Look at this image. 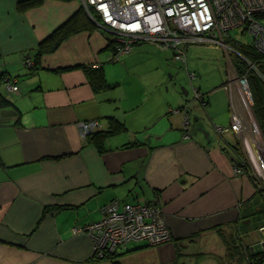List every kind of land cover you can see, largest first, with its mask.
I'll list each match as a JSON object with an SVG mask.
<instances>
[{"label": "crops", "instance_id": "1", "mask_svg": "<svg viewBox=\"0 0 264 264\" xmlns=\"http://www.w3.org/2000/svg\"><path fill=\"white\" fill-rule=\"evenodd\" d=\"M19 1L0 0V72L19 87L0 86V264H250L264 245V198L251 174L234 170L239 135L215 130L233 113L256 120L240 70L232 64L223 84L196 87L203 101L195 88L153 93L132 67L149 59L173 80L169 49L137 44L122 59L127 80H117L105 30L81 0ZM28 59L38 60L36 71ZM130 79L135 93H114ZM110 117L123 132L102 143L82 135L84 122L107 130ZM114 200L157 204L172 240L131 241L97 259L82 229Z\"/></svg>", "mask_w": 264, "mask_h": 264}, {"label": "built area", "instance_id": "2", "mask_svg": "<svg viewBox=\"0 0 264 264\" xmlns=\"http://www.w3.org/2000/svg\"><path fill=\"white\" fill-rule=\"evenodd\" d=\"M81 3L88 15L105 30L113 60L131 53L137 44L149 42L162 49H172L174 59L188 69L187 50L191 45L222 46L235 56L236 50L227 42L234 30H240L249 38V45L264 55V0H81ZM26 64L32 66L33 62L28 59ZM234 74L243 94L253 103L246 74H240V77L236 71ZM194 76V73L189 74L190 79ZM4 84L10 91L19 90L15 79L7 78ZM195 93V97L203 101V94L198 90ZM231 119L229 127L216 125L215 130L220 136L228 131L239 135L244 142L248 165L235 163L234 170L246 173V168H250L261 187L264 185L261 129L253 119L255 136H262L258 142L260 139L248 138L249 125L237 113H233ZM190 124L187 119L185 128L189 129ZM98 128L99 121L90 120L82 124L81 132L87 136ZM249 141L256 150L255 158ZM82 230L91 238L95 256L101 259L116 256L131 241H146L156 246L172 240L162 209L146 202L114 200L104 207L102 219ZM259 230L264 242V225Z\"/></svg>", "mask_w": 264, "mask_h": 264}, {"label": "rangeland", "instance_id": "3", "mask_svg": "<svg viewBox=\"0 0 264 264\" xmlns=\"http://www.w3.org/2000/svg\"><path fill=\"white\" fill-rule=\"evenodd\" d=\"M233 39L241 42H246L249 44V38L245 36L240 30L232 31ZM153 44V43H152ZM155 45V44H154ZM170 60L174 61L178 70L173 73L175 79L171 80L169 77L170 72L167 71L165 67L157 68V65H152L149 59L137 61V65L133 66V73H136V76L145 75V83H147V88L153 93H158L161 90H165L166 93H171L173 89L174 93H179L180 90L184 89L189 91L188 93H193L194 88L201 86L203 90L206 86L211 84H223L228 80V71L232 65V72H234V63L229 61L227 54L231 59H234V56L231 54V51H228L222 46L215 45H205V44H196L191 45L187 50L188 57V66L189 70L183 67L180 61L174 59V53L172 49H169ZM130 53V52H129ZM129 53L120 55L116 58V63L113 66H109V73L111 76L117 80H127L126 69L124 65H121L122 59L129 55ZM132 53V52H131ZM227 53V54H226ZM138 57V56H137ZM141 58V57H138ZM168 66L171 65L170 61L166 63ZM132 72V71H131ZM194 73V77L190 79L189 74ZM161 74V75H160ZM160 76L162 81H153V77ZM166 76L167 80L163 79V76ZM124 76H126L124 78ZM154 78V79H155ZM121 82V81H120ZM164 87V89H162ZM135 85L132 79L121 83L117 88L114 89V93H135ZM250 128L249 139L255 138L257 141L262 138L261 134L256 137L252 129V122H248ZM261 142V139L260 141ZM240 145L242 147L243 155L247 158V152L244 146V142L240 139ZM252 166V164H251ZM253 167V166H252Z\"/></svg>", "mask_w": 264, "mask_h": 264}, {"label": "trees", "instance_id": "4", "mask_svg": "<svg viewBox=\"0 0 264 264\" xmlns=\"http://www.w3.org/2000/svg\"><path fill=\"white\" fill-rule=\"evenodd\" d=\"M20 6H31L33 5L36 0H20ZM83 8V7H82ZM84 9V8H83ZM45 41V40H44ZM228 44L232 46L236 53L234 56L233 62L235 66L240 70V74H246L248 84L250 86V89L252 91V97H253V105L252 110L254 112L255 118L260 126V129L262 131V134L264 136V55L262 53H259L255 49H253L249 44L237 41L235 39L228 38L227 39ZM58 43V41H56ZM40 48L46 47V43H41ZM110 50L112 51V47L109 45ZM240 55H242L244 58H242ZM251 64H254L253 67H249ZM28 66V65H27ZM29 68L32 71H36L38 66V60L35 59L34 64L32 66H29ZM12 77L6 76L4 72H0V86L4 84L5 80ZM14 79V78H12ZM94 86L97 88L100 85H104V81H95ZM125 129L124 125L116 118L110 117L109 118V128L107 130H98L96 132H93L91 136H93L95 139L98 140V143L104 142V139L111 135H115L118 133L123 132ZM238 146H240L238 144ZM238 156L240 157V161L238 160V164H244L247 166V159L243 155V153L238 152ZM246 173L251 174L253 176L257 192L260 193L261 196L264 198V185L260 187L258 183V179L253 175L250 168H246ZM96 257V256H95ZM115 257V256H114ZM109 258V259H113ZM99 259L98 257H96ZM264 263V245L260 246L258 249L254 250L252 259L250 260V264H263Z\"/></svg>", "mask_w": 264, "mask_h": 264}, {"label": "water", "instance_id": "5", "mask_svg": "<svg viewBox=\"0 0 264 264\" xmlns=\"http://www.w3.org/2000/svg\"><path fill=\"white\" fill-rule=\"evenodd\" d=\"M186 113H188L187 115H189V111H188V110H186ZM199 129H201V130H202L204 133H206L207 135H210V131H209V130H206L205 125L202 126V127L199 128Z\"/></svg>", "mask_w": 264, "mask_h": 264}, {"label": "flooded vegetation", "instance_id": "6", "mask_svg": "<svg viewBox=\"0 0 264 264\" xmlns=\"http://www.w3.org/2000/svg\"><path fill=\"white\" fill-rule=\"evenodd\" d=\"M32 62H33V64H34V61L32 60ZM238 77H240V74L238 73ZM195 90H198L199 92H201V93H203L200 89H198V88H195ZM99 130V128L98 129H96V130H93L92 131V133L93 132H96V131H98ZM92 133H90V135L92 134ZM247 159V158H246Z\"/></svg>", "mask_w": 264, "mask_h": 264}, {"label": "bare ground", "instance_id": "7", "mask_svg": "<svg viewBox=\"0 0 264 264\" xmlns=\"http://www.w3.org/2000/svg\"><path fill=\"white\" fill-rule=\"evenodd\" d=\"M250 143H251V141H249V145H250V147H251V144H250ZM251 151H252V153H253V157L255 158V157H256V150H255V149L253 150V149L251 148Z\"/></svg>", "mask_w": 264, "mask_h": 264}]
</instances>
